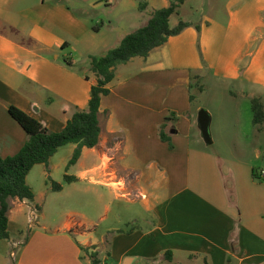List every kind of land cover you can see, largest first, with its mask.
Masks as SVG:
<instances>
[{"label": "crops", "instance_id": "obj_1", "mask_svg": "<svg viewBox=\"0 0 264 264\" xmlns=\"http://www.w3.org/2000/svg\"><path fill=\"white\" fill-rule=\"evenodd\" d=\"M138 2L0 0L1 158L27 141L10 107L51 132L87 111L97 83L92 58L169 7L168 0ZM188 2L169 18L171 28L180 21L188 28L116 68L100 102L98 145L67 169L76 148L68 144L48 171L29 172L35 197L10 201L0 264H92V256L97 264H264V122L254 125L251 109L252 100L264 107V0H212L208 13L205 0ZM185 7L187 17L179 14ZM207 79L239 102L238 130L224 155L204 142L201 107L190 99L193 81ZM61 174L75 181L59 183L53 176ZM40 176L47 195H66L85 211L54 207L59 218L46 219L48 198L41 207L35 189Z\"/></svg>", "mask_w": 264, "mask_h": 264}, {"label": "trees", "instance_id": "obj_2", "mask_svg": "<svg viewBox=\"0 0 264 264\" xmlns=\"http://www.w3.org/2000/svg\"><path fill=\"white\" fill-rule=\"evenodd\" d=\"M186 0H168L169 7L160 9L152 14L148 24L127 35L120 46L111 50L104 57L92 58L91 70L97 77L96 85L90 90V99L87 111L76 112L67 122L61 132H51L43 124L28 116L16 107H10V117L27 134V141L13 157H0V241L9 240L8 213L10 201L34 200V192L28 186L26 178L32 168L36 165H44L48 171L49 160L57 151L68 145L76 146L69 165H74L79 160L83 149H93L99 143L100 137V102L102 97L109 94L108 85L115 77V70L119 65L128 63L134 58H147L149 54L163 46L170 37L179 35L190 26L189 23L180 21L175 27L169 25V18L178 12ZM197 31L200 29L197 27ZM193 99V96H190ZM253 124L260 125L264 122V107L258 100H252ZM107 113L104 116L107 117ZM163 127L160 138L169 143L164 135ZM170 144V143H169ZM171 146V145H169ZM74 177L64 176V183H72ZM52 191L59 192L62 185L53 183ZM92 264H97L94 256ZM166 257L170 259L168 253Z\"/></svg>", "mask_w": 264, "mask_h": 264}, {"label": "rangeland", "instance_id": "obj_3", "mask_svg": "<svg viewBox=\"0 0 264 264\" xmlns=\"http://www.w3.org/2000/svg\"><path fill=\"white\" fill-rule=\"evenodd\" d=\"M105 2V0H101ZM194 1L196 0H189L188 6H190ZM135 2L138 4V0H135ZM212 0H205V7L202 6L205 13H208L210 5ZM179 14L183 15V17L188 16V7H185ZM198 17H200L198 15ZM204 87V89H203ZM217 86L212 82V80L207 79L204 83L199 80H194L192 85V96L194 99V108L201 107V109H204L208 111V113L211 116V124H210V136L212 140V144L208 146L209 150H211L215 154H222L224 150H228L230 147V141L232 138V134L238 130L239 123L235 120V118L239 117V107L238 103L236 101L230 102L228 100V97L224 95L223 91L220 89H216ZM204 90V92L201 94V92ZM242 108V106H240ZM232 117V118H231ZM224 118H227L224 119ZM240 118V117H239ZM243 129L245 131H249V121L246 120V117L243 118V120L240 122ZM62 154V153H59ZM224 155V154H222ZM61 157V155H59ZM71 160V159H70ZM69 161H67L66 168L69 169L72 165H69ZM59 183H62L63 176L62 174L59 176L54 175L53 176ZM63 177V178H62ZM38 179L36 183L40 184L41 186L37 188L35 184V189L38 195V202L40 206L42 207V204H44V197L48 198L46 209H45V216L46 219L50 221L57 220L59 218L60 212L58 208L54 207H69L71 211H78L82 210L85 211L83 208V205L78 202H68V199L66 198V195H47L45 187V183L43 181L42 176ZM49 181L46 179V183L49 184V187L51 188L53 183H58ZM68 192V191H67ZM68 195L69 192H68ZM52 196H54L52 199ZM37 210V209H36ZM34 209V213L36 215L39 214V211L37 212ZM30 220L33 219L31 215H28ZM29 218L27 220H29ZM37 219H33L32 223H35Z\"/></svg>", "mask_w": 264, "mask_h": 264}, {"label": "water", "instance_id": "obj_4", "mask_svg": "<svg viewBox=\"0 0 264 264\" xmlns=\"http://www.w3.org/2000/svg\"><path fill=\"white\" fill-rule=\"evenodd\" d=\"M198 124H199V128H200L204 142L207 145H211L212 144V140L210 136L211 117L209 113L204 109H201L198 112Z\"/></svg>", "mask_w": 264, "mask_h": 264}, {"label": "built area", "instance_id": "obj_5", "mask_svg": "<svg viewBox=\"0 0 264 264\" xmlns=\"http://www.w3.org/2000/svg\"><path fill=\"white\" fill-rule=\"evenodd\" d=\"M31 216L33 217V219H37V215L34 213V211L31 213ZM32 220H31V222H32Z\"/></svg>", "mask_w": 264, "mask_h": 264}]
</instances>
